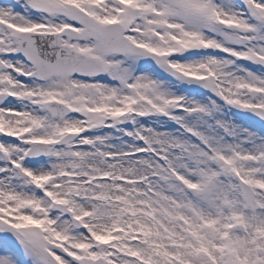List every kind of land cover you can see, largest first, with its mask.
I'll list each match as a JSON object with an SVG mask.
<instances>
[{
  "label": "snow or ice",
  "instance_id": "obj_1",
  "mask_svg": "<svg viewBox=\"0 0 264 264\" xmlns=\"http://www.w3.org/2000/svg\"><path fill=\"white\" fill-rule=\"evenodd\" d=\"M0 264H264V0H0Z\"/></svg>",
  "mask_w": 264,
  "mask_h": 264
}]
</instances>
